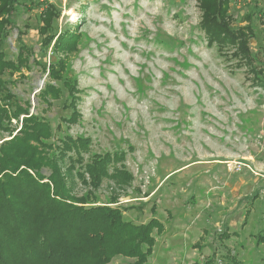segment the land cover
Here are the masks:
<instances>
[{"label": "rangeland", "instance_id": "rangeland-1", "mask_svg": "<svg viewBox=\"0 0 264 264\" xmlns=\"http://www.w3.org/2000/svg\"><path fill=\"white\" fill-rule=\"evenodd\" d=\"M43 1L60 12V30L81 35L66 58L80 90L81 118L74 125L62 121L72 113L64 99L50 109L38 103L48 73L32 60L31 69L3 77L7 89L29 103L31 115L91 139L92 153H127L132 183L104 180L94 196L98 204L119 196L116 206L133 207L125 216L135 224L152 218L163 224L147 264L211 258L228 264V256L264 264V241H258L264 239V0H230L234 28L252 18L253 67L231 49L208 45L199 0ZM35 13L29 0L18 7L5 52L16 58L20 30L22 42L49 67L56 58L52 46L41 52ZM19 130L0 129V145ZM88 190L79 185L76 192ZM133 262L120 256L110 264Z\"/></svg>", "mask_w": 264, "mask_h": 264}, {"label": "trees", "instance_id": "trees-1", "mask_svg": "<svg viewBox=\"0 0 264 264\" xmlns=\"http://www.w3.org/2000/svg\"><path fill=\"white\" fill-rule=\"evenodd\" d=\"M29 1L39 18L41 52L46 54L52 46L56 60L49 67L43 63L22 42L20 30L18 54L8 58L5 45L15 29L12 15L24 0H0V129L9 135L20 129L0 145V264H110L120 256L133 259L132 264H147L163 224L156 218L135 224L125 216L133 207L116 206L119 196L106 204H98L94 196L104 180L119 187L132 183L134 178L124 165L127 153H92L91 139L64 134L62 124L54 128L42 114L31 115L29 103L7 89L3 77L31 69L32 60L48 73V82L36 96L38 103L50 109L64 99L63 108H71L72 113L62 121L74 125L81 118L80 90L67 73L66 60L78 50L81 35L75 28L59 29L61 14L54 5ZM199 8V27L208 45L231 49L232 57L253 67L251 41L257 34L252 18L246 16L248 23L234 28L230 0H199ZM79 185L89 190L77 194ZM258 198L255 194L252 200ZM258 241L263 242V237ZM227 259L228 264H242L234 256ZM214 262L211 258L204 264Z\"/></svg>", "mask_w": 264, "mask_h": 264}]
</instances>
